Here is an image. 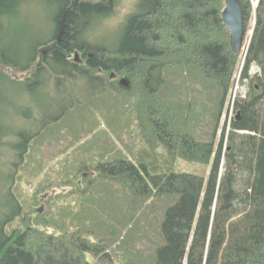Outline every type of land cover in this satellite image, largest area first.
<instances>
[{
    "label": "trees",
    "instance_id": "1",
    "mask_svg": "<svg viewBox=\"0 0 264 264\" xmlns=\"http://www.w3.org/2000/svg\"><path fill=\"white\" fill-rule=\"evenodd\" d=\"M31 1L0 0V29ZM138 1L114 50L89 35L116 0H59L55 35L26 64L21 50L12 58V48H0V67L39 87L54 80L61 100L70 97L16 148L0 264H264V0H241L246 37L253 31L245 59L232 50L225 0ZM243 59L249 92L236 99L227 132L223 117ZM254 66L260 73L252 77ZM70 115L66 181L41 185L63 189L64 202L36 213L34 227L10 232L24 214L19 172L48 129ZM0 135L1 154L8 144ZM183 163L210 172L208 181Z\"/></svg>",
    "mask_w": 264,
    "mask_h": 264
},
{
    "label": "rangeland",
    "instance_id": "2",
    "mask_svg": "<svg viewBox=\"0 0 264 264\" xmlns=\"http://www.w3.org/2000/svg\"><path fill=\"white\" fill-rule=\"evenodd\" d=\"M58 3L59 0H33L23 6V14H21L20 18L13 20L16 17H6L4 27L0 29V48H12L9 50L12 53H8L9 57L12 58L16 56L15 52L21 50L24 53L21 59L24 60L25 64L28 60L33 59L36 46L40 43H45L56 33V21L60 16ZM138 3V0H116L113 14L95 26L89 35V39L94 44L104 46L110 50L116 49L121 37L122 26L127 22L128 17L137 11ZM253 3L256 7L257 0H253ZM252 25L254 27L255 22ZM252 32L245 37L242 51L244 59L248 51ZM244 59L235 75L234 87L223 117V126L225 127L226 125L227 132L231 128L229 121L232 110H234V100L246 98L249 92L250 82L244 80L242 76ZM37 63L39 64V61ZM0 71H4V73H8L13 77L12 81H8L2 78L3 75L0 72V126L4 127L0 130V134H3L2 139L8 144V146L6 145V147L1 149L2 152L0 154L2 167L0 180L1 225L4 216L5 218L11 216L13 210V205H9V202L6 201L8 192H6L5 183L13 174L14 164L20 154V151L16 149L17 146L23 143L24 140L22 138H26L27 135L36 132L43 123L59 116L62 106L69 104L70 97L65 95L63 99L66 100H61L62 94H57L56 88L53 86L54 80L51 81L49 86H44L41 78L40 82L42 81L43 85L39 87L35 80L26 82L23 77L24 74L17 73L10 68L0 67ZM259 73L260 69L257 66H254L250 71L252 77ZM128 85L127 83L124 86ZM76 92H78L76 87H72L73 96ZM66 93L68 96L67 91ZM245 95L246 97H244ZM61 101L62 104H60ZM73 117V115H70L63 125L53 129V133L48 129L49 132L45 133L39 140L40 142L34 147L32 156L27 160V170L19 172L17 177H20V179L16 183L15 188H17L16 194L23 205L24 214L11 225L9 228L10 232L13 230L24 231L27 223L34 227V222L38 220L36 213L41 215L50 213L55 203L61 206L62 202H64L62 199L57 198L63 192V189L57 188L55 191L49 189L44 192L41 185L54 184L62 188L66 181L61 169L64 162L61 159L66 156V151L70 148V141H62V139L73 128ZM106 126L103 125V130L107 129ZM227 143L226 139L225 145ZM48 163H50V166ZM51 166H57L59 169L53 172ZM183 166L185 172L206 176L208 181L210 172L205 174L204 168H197L186 163H183ZM224 172L225 161L223 160L221 173L224 174ZM7 189H9V184H7ZM49 199H54V203L50 204L48 202Z\"/></svg>",
    "mask_w": 264,
    "mask_h": 264
},
{
    "label": "water",
    "instance_id": "3",
    "mask_svg": "<svg viewBox=\"0 0 264 264\" xmlns=\"http://www.w3.org/2000/svg\"><path fill=\"white\" fill-rule=\"evenodd\" d=\"M226 8L223 12V20L228 31L231 34V47L234 53L241 54L243 51L244 41L246 37L244 20H243V10L241 0H225ZM257 0V5H259ZM253 34V32H252ZM61 37V35H60ZM58 42H60V38ZM123 85H127L125 80H122ZM239 118V117H238Z\"/></svg>",
    "mask_w": 264,
    "mask_h": 264
},
{
    "label": "built area",
    "instance_id": "4",
    "mask_svg": "<svg viewBox=\"0 0 264 264\" xmlns=\"http://www.w3.org/2000/svg\"><path fill=\"white\" fill-rule=\"evenodd\" d=\"M244 97H246V95H245ZM234 104H235V100H234ZM234 116H235V113H234V110H232V113H231V115H230V121H229V124H230V125H231V123H232V121H233Z\"/></svg>",
    "mask_w": 264,
    "mask_h": 264
},
{
    "label": "flooded vegetation",
    "instance_id": "5",
    "mask_svg": "<svg viewBox=\"0 0 264 264\" xmlns=\"http://www.w3.org/2000/svg\"><path fill=\"white\" fill-rule=\"evenodd\" d=\"M46 50H47V49H46ZM46 50H44V51L46 52ZM44 51H43V52H44ZM45 52H44V53H45Z\"/></svg>",
    "mask_w": 264,
    "mask_h": 264
}]
</instances>
